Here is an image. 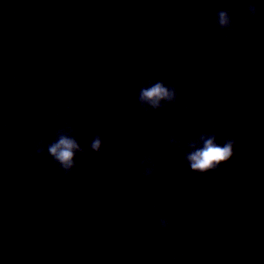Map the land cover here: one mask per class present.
<instances>
[{
  "label": "water",
  "instance_id": "1",
  "mask_svg": "<svg viewBox=\"0 0 264 264\" xmlns=\"http://www.w3.org/2000/svg\"><path fill=\"white\" fill-rule=\"evenodd\" d=\"M0 264H264V0H0Z\"/></svg>",
  "mask_w": 264,
  "mask_h": 264
},
{
  "label": "clouds",
  "instance_id": "2",
  "mask_svg": "<svg viewBox=\"0 0 264 264\" xmlns=\"http://www.w3.org/2000/svg\"><path fill=\"white\" fill-rule=\"evenodd\" d=\"M255 9L253 8V11ZM219 24L221 27L226 26L229 21L227 13L220 11ZM142 101H148L152 103L153 107H159L161 100H175L177 93L175 88L165 87L163 83H156L151 88L142 89L140 93ZM202 139H204L202 137ZM216 137L204 139L203 147L191 153L187 160L189 161L190 168L193 172L207 173L209 171H215L221 164L227 163L234 155V147L236 144L235 138H229L223 145L215 142ZM102 139L100 135H97L90 143V149L92 152L99 154L102 150ZM79 152L81 155L84 153V149L78 144V142L67 136H59L58 140L53 142L48 148V154L59 164L60 169L63 171L65 178H67L77 167L74 157ZM39 155V154H38ZM147 176H151L152 173H146ZM51 203H57L56 201H50ZM160 225L167 228L169 221L162 219Z\"/></svg>",
  "mask_w": 264,
  "mask_h": 264
}]
</instances>
